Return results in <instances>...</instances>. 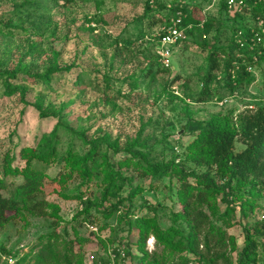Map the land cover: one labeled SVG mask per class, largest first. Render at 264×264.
Listing matches in <instances>:
<instances>
[{
  "label": "rangeland",
  "instance_id": "rangeland-1",
  "mask_svg": "<svg viewBox=\"0 0 264 264\" xmlns=\"http://www.w3.org/2000/svg\"><path fill=\"white\" fill-rule=\"evenodd\" d=\"M22 2H30L32 7L40 9L22 6ZM144 2L74 0L61 6L48 0H0V19L9 20V25L0 23V71L18 70V83L26 88L23 100L18 94L2 95L0 89V158L6 150H11L16 155L15 163H19L20 147L36 145L42 134L60 124L59 128L66 131L83 132L86 139L105 136L119 148L114 158L124 155L128 147L133 152H146L153 161H166L172 155L177 161L183 158L184 146L192 138L197 120L229 108L237 111L264 104V59L252 71L254 81L241 85L228 102H217L228 95V90L215 88L212 82L207 84L213 90L209 100L196 99L204 84L208 48L214 43L224 44L233 23L232 13L229 12V16L223 13L218 0H159L148 14L144 12ZM174 3L188 5L190 14L199 20H209L208 33L203 36L201 28L194 29L184 42L171 47L167 71L156 72L153 65L151 73L143 76L149 66L143 55L147 48H156V45L150 47L149 38L162 30L164 14ZM158 18L162 23H151ZM214 34L218 35V42ZM200 41L205 42V48L199 45ZM261 46L264 54V35ZM41 73H52L51 88H43L34 81V75ZM104 76L112 80V89L102 88ZM36 100L41 102L48 116H40L33 105ZM61 137L60 153L69 139L66 133ZM73 140L79 153L88 148L87 142L76 137ZM243 146L241 142L235 143L236 150ZM60 168L50 165L49 178L45 179L43 188L45 199L58 206L62 221L55 224L56 219L51 215L28 213L23 219L10 221L0 233V264L12 258L25 261L35 255L52 237H49L52 230L57 233L55 246L60 252L68 246L67 240H71L72 250L82 254L83 261L89 264L106 259V251L114 246L134 242L136 233L132 231L129 235L122 231L121 223H116V215L122 214L123 209L104 218L95 208H90V217L84 219V206L76 199L61 195L72 193L77 181L69 180L61 187L52 179ZM121 171L133 176L125 168ZM132 183L143 186L141 196L156 205L163 228L170 224V212L182 209L175 177L163 176L156 180L134 177ZM101 188L102 185L94 181L83 187L92 199ZM126 193L124 189L121 196ZM109 200L114 202L116 198ZM259 204L264 207V198ZM203 208L214 224L235 237L237 250L240 249L243 244L240 224H231V219L227 226L228 221L219 213L222 205L213 212L206 205ZM76 212L80 214L72 219ZM142 212L143 209H136L134 214ZM256 218L258 216H252L248 220ZM67 222H70L67 234L63 236L62 226ZM103 224L107 225L99 229ZM182 226L188 227L186 222ZM73 228L78 235L73 233ZM76 236L88 240L78 243L74 240ZM145 248L151 257H154L153 252L164 254L163 246L155 244L152 235L146 239ZM130 249L133 256H138L135 245L131 244ZM237 250L229 253L231 264H235ZM133 256L124 257L119 264H137ZM187 264L205 263L190 259Z\"/></svg>",
  "mask_w": 264,
  "mask_h": 264
},
{
  "label": "trees",
  "instance_id": "trees-1",
  "mask_svg": "<svg viewBox=\"0 0 264 264\" xmlns=\"http://www.w3.org/2000/svg\"><path fill=\"white\" fill-rule=\"evenodd\" d=\"M48 1L67 6L74 0ZM144 1V12L148 14L153 6L154 9L157 7L159 0ZM21 5L40 9L32 7L30 2H22ZM219 8L230 15L224 0H220ZM177 9L184 14L182 25L185 26V36H190L196 28L202 29L203 36L208 33L206 26L210 23L209 20L195 18L190 14L188 5L179 3L171 4L167 8L163 24L170 21ZM232 17L233 23L228 28L226 42L222 45L214 43L208 48L207 70L197 101L209 100L213 91L207 86L210 82L215 84V88L221 87L228 90V95L235 96L241 85L254 81L253 73L246 71V65L256 66L264 59L261 52L264 3L249 2L241 12L232 13ZM258 18L263 20L261 26H257ZM157 22L162 23L160 18L151 21L154 24ZM0 23L9 25V20L0 19ZM250 25L260 37V42L254 44L252 49L249 48L248 41L244 42V46L236 41L238 30L242 31L243 37L249 38L252 35ZM216 34L214 35L218 42ZM149 40L150 47L157 45L158 36ZM185 40L186 37L177 44ZM199 45L202 49L205 48V42L200 41ZM147 50L143 56L149 66L143 76L151 73L153 65L156 66V72L167 71L168 67L161 63L154 47L153 50ZM253 54L257 55L256 60L253 59ZM51 75L52 73L35 74L33 79L41 87L48 89L51 88ZM103 78L102 88L112 89V80L108 76ZM19 79L18 70L0 71L1 94H18L23 100L26 88L18 83ZM33 105L39 110L41 117L48 116L39 100ZM195 123L192 138L184 146L183 158L177 161L175 155L166 161H153L146 152H133L128 147L125 148L124 155L114 158L115 154L118 155L119 148L107 141L105 136L86 139L83 132L75 129L66 131L59 128L60 124L54 126L50 132L42 134L36 145L20 147L18 160L21 165L15 163L16 155L11 150H6L0 158V233L10 221L23 219L25 213L36 216L51 215L56 219L55 224H60L62 218L58 215V206L45 199L43 188L45 179L49 178L47 169L56 164L61 168L52 179L61 187L69 180L77 181L72 193L61 195L76 199L84 206V219L90 217V208H95L104 218H109L114 212L123 209L122 214L119 212L116 215V223L122 224V231L136 233L134 242H125L123 247H112L106 251V259L96 260L94 264H119L124 257H132L131 244L138 251V256H133L137 264H187L190 259L205 264H231L229 253L237 250L235 237L211 221L203 208L205 205L212 212L222 205L223 210L219 213L221 218L228 221L227 226L231 219V224H240L243 244L237 250L234 263L264 264V218L260 217L264 207L259 204V200L264 198V104L256 108L243 107L237 111L234 108L218 111ZM65 133L69 139L65 150L60 153L58 145L62 141L61 135ZM74 137L88 143L85 152L79 153L75 149ZM236 142H241L244 146L236 150ZM122 168L131 171L133 176L123 173ZM163 176L176 178L177 196L182 206L179 212H170V224L165 228L159 224L156 205L142 198L143 186L132 183L134 177L156 180ZM214 178L218 180L215 182ZM89 181L102 185L101 191L96 192L93 199L83 189ZM124 189H127V193L121 196ZM110 198L116 200L111 202ZM136 209H143L144 212L136 215ZM79 214L80 212H76L72 219H76ZM252 216L258 218L248 220ZM183 222H186L187 228L182 226ZM68 223L70 222L62 226L63 236L67 234ZM106 225L103 224L99 229ZM52 231L49 234L52 237L42 244L35 255H30L25 261L19 258L18 263L89 264L83 261L82 254L72 250L71 240H67L68 246L60 252L55 246L57 233ZM73 233L78 235L74 228ZM150 235L154 237L155 244L163 246L164 254L156 255L153 252L154 257H151L147 252L146 239ZM74 240L83 243L88 239L76 236Z\"/></svg>",
  "mask_w": 264,
  "mask_h": 264
},
{
  "label": "built area",
  "instance_id": "built-area-1",
  "mask_svg": "<svg viewBox=\"0 0 264 264\" xmlns=\"http://www.w3.org/2000/svg\"><path fill=\"white\" fill-rule=\"evenodd\" d=\"M220 2V0H218ZM228 11L231 13H234L236 11L241 12L242 9L249 4V2L252 3H264V0H224ZM183 13L180 9L175 10L174 15L170 18V21L165 24L161 30L157 34L158 36V42L155 48V53L159 56V59L161 63L168 67V55L170 54L171 47L173 45H176L181 39L185 38V26L182 25V18H183ZM257 26H261L263 23V20L258 18L257 19ZM190 24H187V27H189ZM250 32L252 35L249 38L243 37L242 36V31L238 30L237 31V39L236 41L239 43L240 46H244V42L248 41L249 48L252 49L254 44L260 42V37L256 31L253 30V28H250ZM253 59H257V55L253 54ZM254 65H246L245 69L248 72H252L254 69ZM234 96V95H233ZM232 96V97H233ZM231 95H227L223 98H219L217 102L219 104H224L225 102L229 101V98ZM231 97V98H232ZM262 218H264V211L261 213ZM5 264H19L17 259H8Z\"/></svg>",
  "mask_w": 264,
  "mask_h": 264
}]
</instances>
